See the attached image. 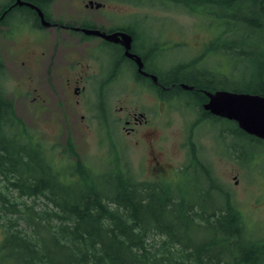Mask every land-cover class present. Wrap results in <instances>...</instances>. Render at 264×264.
<instances>
[{
	"label": "trees",
	"instance_id": "obj_1",
	"mask_svg": "<svg viewBox=\"0 0 264 264\" xmlns=\"http://www.w3.org/2000/svg\"><path fill=\"white\" fill-rule=\"evenodd\" d=\"M29 1L47 15L53 2ZM159 1L206 19L215 37L199 56L169 71L147 65L167 86L158 92L171 100L174 95H192L200 122L230 121L234 133L264 143L235 121L204 109L206 91L264 96V0ZM17 10L33 12L14 7L0 25L6 26L8 15ZM118 29L129 31L138 42L134 31ZM254 51L258 55L249 57ZM210 55L221 64L202 65ZM224 59L251 60L257 66L242 81L231 80L222 71ZM120 61L124 62L123 55ZM5 70L0 54V226L5 231L0 264H264V239L251 235L231 191L212 167L202 163L209 186L193 196L164 176L138 179L115 156L107 169L94 170L69 138L64 161L55 165L6 94L1 81ZM182 83L194 89H185ZM212 191L219 196L213 197Z\"/></svg>",
	"mask_w": 264,
	"mask_h": 264
},
{
	"label": "rangeland",
	"instance_id": "obj_2",
	"mask_svg": "<svg viewBox=\"0 0 264 264\" xmlns=\"http://www.w3.org/2000/svg\"><path fill=\"white\" fill-rule=\"evenodd\" d=\"M9 1L0 0V9ZM89 1L93 6H86ZM47 13L57 27L37 29L27 12L15 14L14 25L19 27L13 28L12 22L10 28L0 25V54L6 68L1 81L18 116L46 147L54 164L64 161L68 138L94 170L107 169L110 157L115 156L140 180L161 178L152 169L156 157L165 167L164 178L175 180L195 196L202 186H209L204 162L231 191L251 235L264 239V143L234 133L236 127L230 121L207 118L200 122L192 95L177 96L164 104L135 85L133 68L119 61L116 46L101 42L100 36L83 38L85 33L71 27L85 23L98 30L134 31L138 48L144 45L158 59L152 66L169 71L199 56L214 39L208 21L159 0L140 4L53 0ZM257 55L254 51L249 57ZM216 62L221 64L210 55L202 65L209 68ZM256 66L251 60L224 59L222 71L231 80L242 81ZM101 82L108 83L109 89L101 92ZM77 83L81 90L75 93ZM137 112L144 114L138 118V136L129 129L133 124L125 122L128 115L135 122L133 113ZM211 195L219 196L215 191ZM4 232L0 226V244Z\"/></svg>",
	"mask_w": 264,
	"mask_h": 264
},
{
	"label": "water",
	"instance_id": "obj_3",
	"mask_svg": "<svg viewBox=\"0 0 264 264\" xmlns=\"http://www.w3.org/2000/svg\"><path fill=\"white\" fill-rule=\"evenodd\" d=\"M17 5L27 4L36 8L42 18V24L45 26L51 23L45 19L43 11L36 5L23 1L16 0ZM86 6H93V1H89ZM97 7L101 4L97 3ZM82 30L86 35L100 36L109 41L122 40L126 49V55L128 57H135L139 70L142 71L143 62L141 58L131 53L132 47V35L124 31H116L113 33H106L102 30L95 28L81 27L77 28ZM148 75V73L143 72ZM152 78L157 81L156 75H151ZM181 86L185 89H194V86L182 83ZM209 100L204 104V109L210 111L212 114L235 121L239 128L247 134L253 135L264 140V96L249 92H234L227 90H217L215 92H207Z\"/></svg>",
	"mask_w": 264,
	"mask_h": 264
},
{
	"label": "flooded vegetation",
	"instance_id": "obj_4",
	"mask_svg": "<svg viewBox=\"0 0 264 264\" xmlns=\"http://www.w3.org/2000/svg\"><path fill=\"white\" fill-rule=\"evenodd\" d=\"M23 1H27V2H30V3H32L31 1H29V0H23ZM16 3V0H10L8 3H6L3 7H1V9H0V20L1 19H3V18H5L6 16H7V14H8V12L12 9V8H14V7H18V8H23V10L26 8V9H29L30 11H33V12H29V13H32V16H33V20H34V23H33V26L34 27H37V29L39 28V29H42V28H44V27H48V26H50V27H52V26H58V24H57V22H55V21H53V20H51V18H49L48 17V15L47 14H45V12L43 11V13H44V16H45V19L47 20V21H49L51 24L50 25H48V26H45V25H43L42 24V18H41V16H40V14H39V11L36 9V8H33L32 6H29V5H27V4H22V5H17V4H15ZM32 4H34V3H32ZM34 5H36V4H34ZM37 6V5H36ZM17 12H19L18 10L17 11H14L13 13H12V17H10L11 16V14L10 15H8V19H7V26L10 28L11 27V24H9V22H12V27L13 28H15V27H19V26H15L14 25V17H15V14L17 13ZM71 27H72V31H75L76 32V30L77 31H79V32H81V33H84L82 30H80V29H77L78 27L79 28H81V27H84V26H82V25H79V26H77V25H74V24H72L71 25ZM99 29H101V28H99ZM102 31H104V32H106V33H113V32H116V31H124V32H127V33H130L129 31H127V30H122V29H117V30H104V29H101ZM131 35H132V47H131V53H133V54H135V55H137V56H139L140 58H141V61L143 62V67H142V71H140L139 70V66H138V62H137V60H136V58L135 57H128L127 55H126V49H125V46L123 45V43H122V40H119V41H109V40H106L105 38H103V37H99V38H102V40H101V42H106V43H109V44H111V45H113V46H116L118 49H119V61H120V56L121 55H123V59H124V62H128V63H130V65L132 66V68H133V78L135 79V85L136 86H142L143 88H146L147 90H149L152 94H153V96H156L159 100H161L164 104H169V102L171 101V98L169 99L166 95H164L163 93L162 94H160L159 92H158V90H163V89H166L167 88V86L160 80V78H159V76L156 74V73H154V72H152V71H150L149 69H148V67H147V55L146 54H148V53H150L146 48H145V46L143 45L142 46V48H140L142 51H143V54H140L136 49H139V48H135V46H138L137 45V43L138 42H135V40H134V36H133V34L132 33H130ZM83 38H87V37H95V36H91V35H86V34H83V36H82ZM139 49V50H140ZM122 62V61H121ZM119 62L120 63V65L122 64V63H124V62ZM76 63H82V61L81 60H78V62H76ZM69 67H71V66H69ZM143 72H146V73H148V75H145V74H143ZM152 74H155V75H157L158 77H157V81H155L153 78H152ZM98 84H100L99 85V90H101V92L103 91V90H106L107 88L109 89V87H110V85L108 84V83H104V82H101V83H98ZM86 86V85H85ZM85 86H83V87H85ZM75 89V93H78L80 90H81V87L78 85V83L75 85V87H74ZM80 89V90H79ZM191 90V89H190ZM178 95H174V96H172V99L173 98H175V97H177ZM82 117H84V115L82 116ZM133 117L135 118V122H134V119H133V121L131 120V116L130 115H128L127 117H126V120H125V122H126V124L127 125H131V124H133L131 127H129V129H130V131H132V132H137V136H138V125L141 123V120L139 121L138 120V118L139 117H144V114H143V112H137V113H133ZM143 122H146V120L145 121H143ZM193 150V149H192ZM196 156V154L194 153L193 154V158ZM189 160V159H188ZM153 162V164H152V169H153V171H156L157 172V176H160V177H163L164 175H165V173H166V171H165V167H164V165L155 157L154 158V160L152 161ZM189 162V161H188Z\"/></svg>",
	"mask_w": 264,
	"mask_h": 264
},
{
	"label": "bare ground",
	"instance_id": "obj_5",
	"mask_svg": "<svg viewBox=\"0 0 264 264\" xmlns=\"http://www.w3.org/2000/svg\"><path fill=\"white\" fill-rule=\"evenodd\" d=\"M137 40H138V36H137ZM147 55V65L148 66H151V67H153V68H155L154 66H152V64H153V61H158V59H154L153 58V56H152V54L151 53H148V54H146ZM157 68V67H156ZM153 75H155V74H153ZM157 76V75H156ZM158 77V76H157ZM177 93V91H174V93Z\"/></svg>",
	"mask_w": 264,
	"mask_h": 264
}]
</instances>
